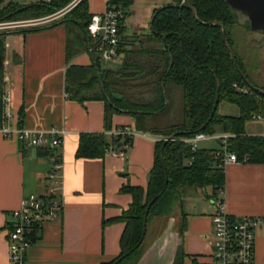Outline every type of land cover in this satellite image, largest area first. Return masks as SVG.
Masks as SVG:
<instances>
[{"label":"crops","instance_id":"0c3cea01","mask_svg":"<svg viewBox=\"0 0 264 264\" xmlns=\"http://www.w3.org/2000/svg\"><path fill=\"white\" fill-rule=\"evenodd\" d=\"M7 3L2 2L0 8ZM88 4L91 14L102 11L90 7L89 0ZM2 35L5 63L0 94L2 92V98L10 95L11 102L9 106L4 103V112L9 111L11 116L6 119L4 113L0 128L9 125L66 132L58 148L63 163L60 193L64 209L58 219L40 227L36 241L27 251L26 264L108 263L121 253L120 239L125 223L117 219L133 202L132 194L122 188L147 189L160 137L138 131L136 119L130 114L113 113L107 120L105 102L101 99L90 98L84 102L73 99L67 90L68 71L72 66H92L93 56L87 50L69 51L66 24ZM121 127H131L139 133L124 153L105 152L98 158L77 157L82 134L104 133L113 144L112 133ZM246 132L253 136L264 135V130ZM210 141L215 142L217 148L205 145ZM200 145V149H221L220 142L215 140H205ZM50 155L48 149L28 147L16 139L5 138L0 131V264H9L11 213L20 207L25 197L50 192L47 182L52 169ZM224 173L223 197L227 212L234 217L263 216L264 162L229 163ZM208 189L212 193L211 187L207 188V194L205 190L187 188L185 195L197 198L202 194L211 199ZM196 202L198 205L190 204L180 215L171 213L170 217L156 219L149 225L150 231L162 228V232L156 241L144 247L136 264L210 260L214 251L212 216L215 208L213 202L207 205ZM183 212L186 213L185 225ZM255 264H264V226L256 232Z\"/></svg>","mask_w":264,"mask_h":264},{"label":"trees","instance_id":"16d2710c","mask_svg":"<svg viewBox=\"0 0 264 264\" xmlns=\"http://www.w3.org/2000/svg\"><path fill=\"white\" fill-rule=\"evenodd\" d=\"M73 1L36 0L29 5L10 1L0 8V21L40 18ZM2 2L0 0V4ZM113 2L125 9L126 15L134 4V0ZM181 2L173 0V4L154 9L150 23L153 31L149 33L127 36L126 26L121 28L123 43L120 53L123 62L119 67H103V62L92 55V66H72L68 71L67 90L73 99L80 102L90 98L101 99L105 102L107 120L113 113L130 114L136 119L138 131L162 138L156 143L154 166L147 189L122 188V191L132 194L133 202L117 219L125 223L120 239L121 253L105 264H136L144 251L150 222L172 213L175 202L182 204L187 188L206 191L211 187L212 193L208 196L213 198L224 190L225 173L218 150L192 151L191 146L183 142L184 138L201 132L233 133L236 137L231 140V150L237 153L239 159L247 155L248 161L264 162V138L246 132V125L254 120V116L264 120V96L251 89L243 79L225 45L221 28L203 25L190 9L173 6ZM190 5L196 9L201 21H218L225 26L242 72L253 86L259 87L234 47L231 29L239 24L227 1L190 0ZM91 16L88 0H81L69 11L68 20L84 34L76 35L67 21L60 23L67 25L69 44L72 40L71 46L77 53L89 48L87 23ZM245 27L251 30L248 25ZM3 37L1 34L0 87L5 63ZM68 49L71 51L70 46ZM1 95L2 92L0 126L4 121ZM217 95L219 102L214 110ZM223 101L236 105L239 115L220 114L219 105ZM173 135L176 137L170 140ZM112 143L123 150L124 144L132 145L133 138L118 136ZM120 143L122 146L118 147ZM110 145L104 133H85L81 135L76 155L79 158L103 157ZM154 199L147 215L146 235L141 241L145 214ZM185 220L186 213L183 212V225Z\"/></svg>","mask_w":264,"mask_h":264},{"label":"built area","instance_id":"2783aa9c","mask_svg":"<svg viewBox=\"0 0 264 264\" xmlns=\"http://www.w3.org/2000/svg\"><path fill=\"white\" fill-rule=\"evenodd\" d=\"M51 1V0H41ZM81 0L76 1L79 3ZM114 0H105V9L102 13L92 14L87 23V31L90 38L88 53L98 57L103 63L117 64L122 54L120 47L123 43L121 28L125 26L127 18L126 10L116 6ZM75 2V4H77ZM74 4V6H75ZM20 23H1L0 29L20 26ZM236 86V85H235ZM6 106H9L11 97L5 94L3 97ZM9 119L11 113L4 112ZM254 119H262L254 116ZM7 139H16L18 142L34 148L48 149L51 151L50 159L52 169L47 176L50 192L47 195L31 194L25 197L18 209L12 214L13 221L8 234L9 264H26L27 251L37 239L40 227L46 222L58 219L64 209L62 183L60 172L63 168L61 155L58 148L62 145L66 132L64 130H31L22 127L11 128L9 125L0 128ZM139 133L131 127H121L113 131L112 136L117 138L126 136L134 138ZM236 134L220 132L216 134L198 133L190 138H184L183 142L191 146L192 151L200 149V143L205 140L220 142L221 149L217 152L222 162V167L229 163L239 161L248 162L249 156L239 159L236 152L231 150V140ZM264 138V135L262 136ZM162 138H158L160 141ZM130 147L128 143L123 145V150H116L111 144L107 153H124ZM192 162V160L190 161ZM215 213L212 216L214 225V251L207 262H199L193 259L187 264H255V239L257 230L264 226V214L261 217L242 215L232 216L225 207L223 191L213 200Z\"/></svg>","mask_w":264,"mask_h":264},{"label":"rangeland","instance_id":"374dc122","mask_svg":"<svg viewBox=\"0 0 264 264\" xmlns=\"http://www.w3.org/2000/svg\"><path fill=\"white\" fill-rule=\"evenodd\" d=\"M14 2L20 5H29L36 0H3V2ZM75 0L60 10L51 13L49 15H45L40 18H19L14 20L0 21L1 23H20V26H13L11 28L0 29V34H4L7 32H15V31H25L28 29H34L38 27H45L56 25L63 21H67L66 23L70 26L72 30L75 31V34L82 36L84 32L75 27L71 22H69V11L74 7ZM90 7L100 8L103 12L105 9V0H89ZM173 4V0H134L133 7L130 8L129 14L127 15L125 26H126V35L134 36L140 35L143 33L150 32V22L153 16V10L155 8L164 7L167 5ZM100 12V13H101ZM136 12V14H132ZM231 37L233 39L234 47L239 57L245 63L248 68L249 73L253 81L259 86L264 87V34L259 32H253L252 30L247 29L244 26L236 25L231 29ZM4 39V38H3ZM72 40L69 44L71 47V52L74 49L71 46ZM123 62V57H121L120 61L117 64L113 63H102L103 67H111L117 68ZM87 94V91H85ZM219 113L222 115H239V109L236 105L230 104L228 102H221L219 105ZM246 130L250 133H260L264 130V120H251L246 125ZM205 145L212 146L217 148V144L213 141L206 142ZM201 146V145H200ZM208 193L211 194V189H208ZM196 200L200 201L202 204L207 205L210 202H213L214 198L208 199L204 195L195 198L194 196H183V203L177 201L173 205V214L180 215L181 211H187L189 209V205L195 203L198 205ZM212 200V201H211ZM171 213L167 215H163L161 218L170 217ZM153 223V220L150 224ZM162 232V228L155 231H150V227L147 232V236L144 242V247L149 245L152 241H156ZM158 233V235H157Z\"/></svg>","mask_w":264,"mask_h":264},{"label":"water","instance_id":"95a60500","mask_svg":"<svg viewBox=\"0 0 264 264\" xmlns=\"http://www.w3.org/2000/svg\"><path fill=\"white\" fill-rule=\"evenodd\" d=\"M226 1H227L228 5L230 6L231 10L233 11L234 15L237 17V21H238L239 25L244 26V27L248 25L249 28L253 32H259V33L264 34V0H226ZM173 6L179 7L181 9H183V8L190 9L192 11L195 19L203 25L220 27L221 31H222V37H223V40L225 42V45H226V47L230 53V56H231V58L235 64V66L237 67L238 71L241 73L243 79L245 80V82L247 83V85L251 89H253L256 92H259L261 95L264 96V89L253 86V84L250 83V81L248 80L246 75L242 72V70H241V68L237 62V58H236V54L234 52V49L228 40L226 28L222 23H220L218 21L207 22V23L201 21L197 15L196 9L190 5V0H182L181 4L173 5ZM151 31H153V26H151ZM164 37H165V35H164ZM172 63H173V60H171V64ZM218 89H219V86H218ZM218 102H219V95H217V97H216V103L214 105V110L217 108ZM166 103H167V101H166ZM213 115H214V111L211 114V118L213 117ZM175 137H176V135H173L170 138V140H173ZM154 202H155V199L151 201V203L148 207V210L146 211L145 223L143 225V232H142L141 241L144 239V237L146 235L147 215H148L149 208L151 207V205Z\"/></svg>","mask_w":264,"mask_h":264}]
</instances>
